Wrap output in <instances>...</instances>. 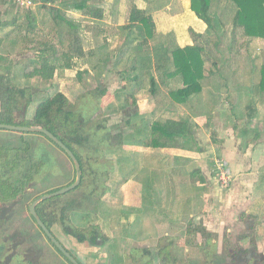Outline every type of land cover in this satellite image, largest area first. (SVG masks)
I'll return each instance as SVG.
<instances>
[{"label": "rangeland", "instance_id": "rangeland-1", "mask_svg": "<svg viewBox=\"0 0 264 264\" xmlns=\"http://www.w3.org/2000/svg\"><path fill=\"white\" fill-rule=\"evenodd\" d=\"M96 1L93 8L102 7L104 10L108 7L104 2ZM0 13V21L11 24L10 28L0 29V37L5 34L10 37L4 54L11 58L17 70L27 66L29 61L37 63V52H41L44 45L48 44L49 48L58 46V38L51 35L52 32L58 31L60 37V30H68L67 25L60 22V16L64 15L66 20L78 26V34L83 40L85 57L76 59L74 68L63 76L56 73L49 83L37 78L22 82L19 77L15 79L22 87L30 88L34 96V103L24 116L27 119L34 117L35 109L46 97L60 92L68 98L81 116V125L90 141L79 151L84 158H92L96 164L94 170L103 167L106 175H110L107 194L89 223L102 228L101 234L106 236L104 246L94 248L88 243L80 244L55 228L63 243L82 264H109L113 253L122 256L125 264H264V211L261 209L260 213L257 205H252L258 200L264 206V190H260L257 197V192L253 196L254 190L244 185V181L253 183L255 179L257 183L264 177V152L259 156L260 163L255 161L256 169L254 165L248 166L240 174L234 164L236 160L242 162L236 159L242 153L235 146L233 163L231 155L223 149L221 136H227L229 132L226 129L222 132L224 124L219 117L207 118L208 123L200 132L199 126L194 129L201 143V151L194 155H185L179 149L173 152V149L145 147L152 141L150 136L141 134L146 126L173 119L175 113L181 117L191 114L189 108L171 105L163 77L167 68L153 69L150 73L141 68L132 71L131 64L123 56L125 48H133V44L124 45L121 36L112 37L108 42L105 35L117 31L104 29L107 33L99 35L103 30L101 25L110 26L106 18L96 20L88 9L75 10L73 0L67 3L63 0H23L19 6L12 0H0ZM96 34L97 40L94 38ZM15 37L29 38L26 44L27 48H32L28 49L31 52H26L25 44L12 45L11 40ZM211 40L220 43L216 50L211 47L209 55L215 57H209L211 61L207 67L218 75L238 72L237 81L233 79L236 84H231L234 88L229 101L226 94L216 95L220 103L217 110L222 116L239 114L241 120L236 123L233 119L232 124L242 125L251 121L254 110L242 104H249L251 98L239 96L236 86H259L264 69V42H253L238 55L234 53L229 29L218 37L214 35ZM31 71L30 67L28 72ZM215 80V86L223 85L219 79ZM171 86H177L174 80ZM104 90L106 94H102ZM204 98H208L207 94ZM255 102L259 110L264 111V94L260 93ZM144 106L146 111L141 117L140 110ZM195 114L202 115L203 108L197 109ZM252 130L248 126L244 131H249L251 136ZM237 133L235 129V136ZM21 136L34 143V150L38 142L45 144L42 152H46L40 156L48 157V166L53 164L54 167L45 171L37 184L31 183L22 200L0 205V264H17L39 258L46 264H67L38 229L29 208L49 191L72 185L76 180L75 166L59 149L47 146V141L39 134L23 135L0 129V144L17 147ZM134 146L137 149L133 151ZM248 152L251 153L249 158L253 159L254 154ZM219 163L229 172L226 179L217 173ZM198 171L205 182L201 181L200 175L192 176ZM148 172H154V175ZM147 175L154 178L152 187L146 186ZM254 197L257 198L253 200ZM78 225L86 227L88 224L82 220ZM164 249L167 252L160 259Z\"/></svg>", "mask_w": 264, "mask_h": 264}, {"label": "trees", "instance_id": "trees-1", "mask_svg": "<svg viewBox=\"0 0 264 264\" xmlns=\"http://www.w3.org/2000/svg\"><path fill=\"white\" fill-rule=\"evenodd\" d=\"M63 1L65 3L68 2V0ZM99 1L104 2V0ZM96 2L98 1L73 0V7L75 10L84 11L88 9L92 18L102 20L104 18L103 8L92 7ZM191 10L208 26L207 38L201 45L196 44L180 48L176 46L170 47L161 43L151 50L149 42L154 39L151 20L146 11L139 10L136 7H132L131 9L129 24L122 28V31L128 32L127 37L129 40L132 39V42L140 41L133 48H126L125 53L128 52L127 55L131 51L133 53L132 56L126 59L127 63L131 64V70L137 71L141 68V70L150 73L153 69L162 70L164 67L167 68L164 74L165 77L174 80L177 84L175 88H170L169 97L178 105H187L193 99H202L206 83L209 84L211 77L216 74V71L210 70L207 67L211 60L205 47V45H209L208 40H211L214 35L218 37L229 29L232 35V44L235 46L234 53L238 55L244 48H248L251 43L258 40L264 42V0H191ZM60 17V22H64L68 30L65 32L60 30V37L57 35L58 31L52 32L51 35L54 34L58 38V46L53 45L52 48H49L48 44L44 45L41 52H37V63L29 61L27 66H24L21 70H17L18 68L11 58L0 53V124L42 127L53 133L74 152L81 164V184L74 191L66 195L43 202L37 207V213L48 229L65 247L66 245L55 232V228L65 236L72 237L78 243H88L95 248L105 245L106 236L101 234L102 228L100 226L89 224L91 222L90 217L94 214L96 215L100 203H102L103 198L107 194V181L110 175L109 173L106 175L107 171H103V167L100 170L99 167L94 170L93 165L95 163L92 162V158L90 156L84 158L83 154L79 151L87 143L89 144L90 141L81 125V116L63 93L57 92L55 95L46 97L38 104L34 117L27 119L24 116H26L28 110L33 105L34 96L30 88L22 87L15 81L19 77L20 81L37 78L46 83L52 82L56 73L63 76L66 71L74 68V61L76 59H83L85 57L83 40L80 39L78 34V26L66 20L64 15ZM7 25L5 20L0 21V28L4 29ZM14 25L16 26L18 23L15 22ZM61 26L62 23L60 24ZM135 32L137 33L135 34ZM26 37H16L12 42L13 45L25 44L27 51L28 49H32L31 47L27 48L26 41L29 38ZM219 43L220 41L217 40L211 44L218 47ZM147 47L148 50L145 51ZM215 66L217 65L214 64ZM30 67L32 71L28 72ZM261 73L262 79L259 86H255L252 89L251 99L258 97L260 93L264 94V69H262ZM237 74L238 72L234 70L229 74H219L218 77L222 79L225 85L229 86L236 84L233 82V79L237 81ZM135 79H137V76H135ZM155 83V79L153 78L152 84L154 88ZM102 94H106V91H102ZM211 114L210 112V115H208L211 116ZM149 127L146 126L145 130H141V134L152 138L151 143L145 146L147 148L156 150H187L188 147L198 144L194 137V129L198 128V125L190 122V120L169 119L166 122H158ZM39 135H42L41 137L47 141V146L57 148L67 155L47 136L43 134ZM180 141L183 144H180ZM33 144V142L27 141L25 136H21L20 144L17 147L11 146V144H0V205H9L22 200L31 187V183L37 184L42 178L41 175L54 167L53 164L52 166H48V157L40 156V154L44 155L46 152H42V149H45L46 145L38 142L34 150ZM101 173L103 174L100 175ZM148 173L152 174V176L154 175V172ZM200 173V171L194 172L192 176H199ZM98 174L99 179L96 180ZM148 176V185L146 186L152 187L155 184L154 178ZM200 179L202 182H205V178L201 175ZM150 181H153V183H150ZM74 182L75 180H73L72 184ZM58 190L54 189L49 191V193ZM32 220L37 225L33 217ZM82 220L88 224L86 227L78 225L79 221ZM37 227L67 264H72L56 248L43 230L38 225ZM67 250L82 264L71 250L68 248ZM255 251L258 252L257 249ZM165 252H167L166 249L161 252L160 259ZM1 264L6 263L1 262ZM17 264L46 263H43L39 258L38 260H27L26 262H18ZM109 264H125L124 258L118 256V253H113L111 258H109ZM163 264H166V262Z\"/></svg>", "mask_w": 264, "mask_h": 264}, {"label": "crops", "instance_id": "crops-1", "mask_svg": "<svg viewBox=\"0 0 264 264\" xmlns=\"http://www.w3.org/2000/svg\"><path fill=\"white\" fill-rule=\"evenodd\" d=\"M104 3L108 5L107 7L108 9L104 7V18H106V22L110 26L105 27L101 25L103 30L99 32V35L106 34L107 33L106 30L108 29L109 31L113 29L117 31L114 34L105 35V38L108 42H110L109 39L110 38L112 39V37L118 38L119 36H121L122 38H124V41H123L124 45L128 46L130 44L131 45L133 44V46H135L137 45V43L138 44L140 43V41L132 42L131 41L132 39L129 40L127 37L128 32L122 31V28H124L125 26L129 24V18H130L132 7H136L139 10L146 11L148 14V17L151 20V23H152L151 27H152L153 37H154V39L150 40L149 42V46L151 50L161 43L166 44L167 46H170V47L176 46L180 48L194 46L196 44L201 45L205 42L207 35H208V26L202 20H200L195 15V13L192 12L191 10V0H105ZM4 13L7 14L8 12H4ZM14 24L15 22H13V25ZM9 26H11V24L7 25V27ZM32 29H34V27H32ZM136 33L137 32H135V34ZM15 38H13L11 41L13 42ZM94 38L95 40H97V34L94 35ZM9 39L10 37L6 36V34L5 36L0 37V53L5 56L6 54H4L5 52L4 49L9 44L10 42ZM208 41H209V45H205V47L207 48L206 52L208 56L210 57L209 54H211V51H212L211 47H213L215 50L217 47L211 44L212 40H208ZM257 42H259V40ZM126 48H129V47H126ZM126 48H125L124 56H123L125 60L128 59L129 56L133 55L132 51L130 54L127 55L128 52L125 53ZM147 50H148V47L145 48V51ZM26 52H31V51H26ZM212 57H215V56L212 54L210 58L212 59ZM65 73H67V71ZM164 74H163V77L165 78L164 83L168 87V96H169L170 88H173L171 86L172 80L166 78ZM215 79H217V81L219 79V81H221L223 85L219 86V84H216L218 86H215V83H213V81H216ZM239 85L236 86L237 94H239V96L241 97H244V98L246 97V99L247 97L250 99L252 96L251 94L252 89L255 86L254 85L253 86L252 85H249V86L240 85L239 86ZM233 88L234 87H231V85L229 86L225 85L222 79L218 77V74L216 72V74L211 77L210 83L207 85V87L204 88L202 99L200 100L193 99L187 105H178L174 103L170 97L169 98L172 102L171 104L172 106L176 107L177 105L176 108H179V107L185 108V109L189 108L191 111L190 116H186V117H181L177 113H175L176 117H173V119L179 118V119H184V120H190V122H193L194 120V122L197 123V125L199 126L198 128L199 132H200V129L202 130L203 127L206 126V124L208 123L207 118L211 117L210 119H213L214 117L215 119V117H219L222 119L223 124H224V126L222 125L221 127L222 132L225 131V129H226V132H229L228 134H226L227 136H221L222 139L224 140L223 149L231 155V158H232L231 161L235 163L233 160L234 159L233 157L236 158V155L234 153L235 152L234 148L235 146L238 147L239 151L242 154L236 159H239L242 162L237 163V160H236V164H234V169L238 167V172L242 174L243 171L248 169V166L254 165L256 169L255 161H257V163H260L259 156L262 155L264 152V111L259 110V107L257 106L258 104L255 102V99L257 97H255L250 100L249 104L247 102L242 103L246 105L247 106L246 108L248 109L253 107L254 113L250 117L251 121H247V122L245 121L242 125L241 124L235 125L237 122L241 120V117L239 114L234 116L232 113L229 115L225 114V116L224 115L222 116V114H220L219 112V109L217 110L220 103H219V97H217V100H216V95L226 94L227 95L226 100L229 101L230 97L233 96L232 94ZM245 92L247 95H245ZM154 94H156V92ZM204 94H207L208 98H204ZM237 107L239 108V105ZM200 108H203V114L199 116L197 115L198 116L197 117L195 114V111ZM145 111H146V108L144 106L140 110L141 117L142 115L144 116ZM210 112L212 113L211 116H209ZM233 119L236 121L235 124H232L234 122ZM253 123L255 124L253 125ZM231 126L233 128H231ZM248 126L249 128L251 126L253 129L251 136L249 134V131H244L246 128H248ZM234 128H237L239 132L237 133V136H235L236 133L234 134V130H235ZM194 137L198 142L197 145L188 147L187 150L179 149V151H183L185 155H188V154L194 155V153L196 154L198 153V151H201L200 150L201 143L199 139L197 138L196 133ZM134 149H137V146H134L132 148L133 151ZM172 151L175 152L178 150L173 149ZM248 151L254 154L251 156L253 157V159L249 158V155H251V153H249ZM248 180H250V178ZM253 181H254L253 183L251 181H244V185L247 188L254 190L253 196L255 192H257V197H258L261 194L260 190H264V177L259 178L257 183H255L256 181L255 179H253ZM257 197H254L252 199L254 200ZM252 205L253 206L257 205L256 209H258V212L260 211L261 213V209L264 211V206H263L262 201L259 202L258 200H256Z\"/></svg>", "mask_w": 264, "mask_h": 264}, {"label": "water", "instance_id": "water-1", "mask_svg": "<svg viewBox=\"0 0 264 264\" xmlns=\"http://www.w3.org/2000/svg\"><path fill=\"white\" fill-rule=\"evenodd\" d=\"M0 129L13 131L17 133H39L47 136L53 142H55L71 159L75 166L76 170V180L75 182L67 187H64L58 191L53 193L45 194L42 197L36 199L34 203L29 208L31 216L36 221L37 225L43 230V232L47 235V237L52 241V243L56 246V248L72 263V264H80L79 261L67 250V248L55 237V235L48 229V227L44 224L42 219L37 213V207L45 201H48L52 198L66 195L72 191H74L82 181V170L81 164L74 152L69 149L62 141H60L53 133L42 128V127H22V126H13V125H4L0 124Z\"/></svg>", "mask_w": 264, "mask_h": 264}, {"label": "built area", "instance_id": "built-area-1", "mask_svg": "<svg viewBox=\"0 0 264 264\" xmlns=\"http://www.w3.org/2000/svg\"><path fill=\"white\" fill-rule=\"evenodd\" d=\"M15 1V3L19 6L20 4H22L23 0H12ZM218 169V174H220L222 176L223 179H226L229 175V172H227L228 170H225V168L222 167V165L219 163V165L217 166ZM227 183V182H225Z\"/></svg>", "mask_w": 264, "mask_h": 264}]
</instances>
